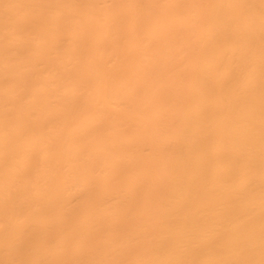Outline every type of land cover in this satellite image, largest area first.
<instances>
[{"label":"bare ground","instance_id":"1","mask_svg":"<svg viewBox=\"0 0 264 264\" xmlns=\"http://www.w3.org/2000/svg\"><path fill=\"white\" fill-rule=\"evenodd\" d=\"M0 264H264V0H0Z\"/></svg>","mask_w":264,"mask_h":264}]
</instances>
